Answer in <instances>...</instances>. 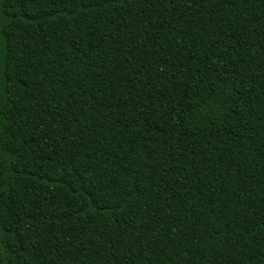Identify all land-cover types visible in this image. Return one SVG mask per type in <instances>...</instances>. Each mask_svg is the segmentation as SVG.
<instances>
[{
    "label": "trees",
    "instance_id": "obj_1",
    "mask_svg": "<svg viewBox=\"0 0 264 264\" xmlns=\"http://www.w3.org/2000/svg\"><path fill=\"white\" fill-rule=\"evenodd\" d=\"M0 264H264V0H0Z\"/></svg>",
    "mask_w": 264,
    "mask_h": 264
}]
</instances>
